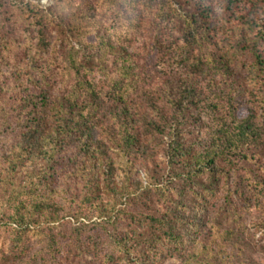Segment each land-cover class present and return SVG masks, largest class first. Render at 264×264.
Segmentation results:
<instances>
[{
    "label": "rangeland",
    "instance_id": "374dc122",
    "mask_svg": "<svg viewBox=\"0 0 264 264\" xmlns=\"http://www.w3.org/2000/svg\"><path fill=\"white\" fill-rule=\"evenodd\" d=\"M201 1L0 0V181L8 177L6 157L19 136L4 121L26 90L57 104L74 98L80 103L85 95L76 86L85 79L102 103L90 122L95 139L111 145L106 132L121 130V118H113L125 102L129 115L141 122L137 135L146 147L129 158L114 155L113 190H100L112 215L118 191L128 188L130 197L114 210H127L126 220L118 215L115 221L93 217L76 223L53 195L51 203L64 207L65 220L49 221L50 208L35 215L30 229L16 230L2 199L11 187H0V264H264V72L259 75L252 53L255 49L264 65V0ZM205 5L222 34L201 48L187 46L185 17L201 15ZM209 56L228 58L230 74L210 70ZM122 65L129 67L127 75ZM185 90L193 92L176 114L171 99L179 100L176 93ZM229 90L232 98L225 94ZM249 115L260 129L259 144L243 146L242 157L219 163L223 172L212 193L203 192L207 176L189 188L179 178L183 167L168 159L167 130L174 117L184 144L199 152L217 127ZM57 165L49 178L43 163L31 164L18 171L16 183L34 173L41 195L45 188L68 189ZM82 176L76 173L68 192L81 190Z\"/></svg>",
    "mask_w": 264,
    "mask_h": 264
},
{
    "label": "trees",
    "instance_id": "16d2710c",
    "mask_svg": "<svg viewBox=\"0 0 264 264\" xmlns=\"http://www.w3.org/2000/svg\"><path fill=\"white\" fill-rule=\"evenodd\" d=\"M239 1L241 0H228V3L234 5ZM200 2L202 1L200 0ZM228 7L230 6L228 5ZM244 8H246L245 5ZM213 15L211 7L205 5L202 7L201 15L197 16L192 13L185 17L183 24L185 25L184 32L187 46L201 48L206 43L212 42V37L222 34V27L217 28L215 26L216 22L212 21ZM212 32H214L213 35L210 34ZM101 44L105 46L103 41ZM101 49L104 48L101 47ZM252 53L257 71L259 75H262L264 65L261 57L255 49H252ZM122 61L125 64L128 59L125 58ZM206 62L209 63L210 67L208 68L210 70L230 74L228 58L213 59L209 56ZM122 66V74L127 75L129 67ZM73 68L75 71H79L76 66ZM83 80L85 79L79 81L76 86L79 91L83 89L82 93L85 95V99L81 100L80 103L74 98L57 104L50 101L41 92L26 90V94L21 93L20 97H15V105L5 118L4 124L8 125L9 130H12L11 126L19 129L18 139L6 157L7 169H5V172L8 177L0 181L2 189H6L7 186L11 187L8 195L4 196L3 194L2 199L4 205H7L12 211L7 220L16 230L30 229L31 226L35 225L37 218L35 215L40 213L43 216L50 208H54V218H49V221L55 223V221L65 220L64 215L60 217V214H63L64 207L57 201L51 203L53 195H56V199L61 200L64 206L68 208L67 215L75 219L76 223L80 220L90 221L93 217H105L107 221L110 218L118 217V215H121L123 220H126L127 216L131 217L125 209L114 211L117 206H123L121 205V199L126 202L127 198L130 197L131 193L128 188H125L123 192L118 191L119 198L110 206L109 212H112V215L107 213L105 207L107 203H104L100 196V190L101 187L106 189L107 192L113 190L110 187V182L113 180V172L115 171L114 155L117 154V158H129L131 154L137 153L139 150L143 151L144 154L146 147L144 144L139 143L137 135V129L140 130L139 124L141 122L137 116L129 115V109L124 102L121 105V112H114L116 114L113 118L117 122L121 118V130L117 131V135L111 129L106 132V138L111 142V145L107 146L105 141L95 139L94 128L91 127L90 122H94L96 115L102 109V103L97 98L98 95L93 85ZM20 86L22 87L21 84ZM192 92L193 90H185L180 94L176 93L179 100L177 98L171 99L170 105L176 114L183 112V100L190 96ZM185 93L186 97H184ZM225 94L232 98L231 90ZM72 96L75 97L76 94ZM118 96L117 100L121 98V102H123L122 95ZM263 114L262 117L264 118ZM254 118L249 115L244 120L237 121L236 124L231 122L228 125L225 123L217 127L216 130L209 133V141L206 146L201 151L196 152L192 147H187L183 139L180 138L177 125L178 119L177 116L174 117L173 122L175 124H171L167 130L169 131L167 134L169 141L167 149L169 151V162L171 164L177 163L183 167V172L179 174V178L184 180L189 188H192L201 176H207L209 184L203 192L212 193L213 188L218 186L219 174L223 172V168L220 167L219 163L221 161L230 162L229 160L232 157H242L241 148L243 146L248 148L259 144L262 135L253 121ZM149 125L154 127L152 122H149ZM156 131L163 136L166 135L164 129H157ZM58 162H60V167L63 168V179L68 184V189L57 187L56 189L50 188L47 190L45 188V192L41 195L37 193V186L32 183V180H38V177H40L38 174L37 177L34 173L29 174L28 182L24 181L23 178H19L16 183L18 171L29 168L31 164L43 163L46 169H49L50 178L58 170ZM125 163L127 165L129 161L127 160ZM118 166L121 168L120 163H118ZM67 168L70 171H67ZM80 171L83 176L77 185L80 186L81 190L76 193L73 191L72 194L68 192L70 191L71 181H74L72 180L73 177L76 178V173ZM41 182L44 181H39V183ZM44 183L46 187L50 184L49 181ZM52 185L55 186L53 183ZM2 189L1 191H3ZM149 220L152 222L153 219ZM157 222L161 226L164 219ZM164 225L166 226V224L162 226ZM166 234H169L172 238L175 236L170 227H168ZM122 241L120 238L121 245L123 244Z\"/></svg>",
    "mask_w": 264,
    "mask_h": 264
}]
</instances>
